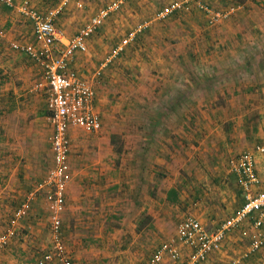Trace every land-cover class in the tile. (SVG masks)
Returning a JSON list of instances; mask_svg holds the SVG:
<instances>
[{"label":"crops","instance_id":"obj_1","mask_svg":"<svg viewBox=\"0 0 264 264\" xmlns=\"http://www.w3.org/2000/svg\"><path fill=\"white\" fill-rule=\"evenodd\" d=\"M13 1V7L0 4V233L27 200L30 209L17 226V236L0 252V264H36L49 246L47 189L37 186L52 168V127L44 91L35 88L43 79L40 65L11 47L15 43L39 48L31 22L19 12L25 0ZM26 1L42 14L68 1L54 19L64 34L58 45L63 48L117 0ZM137 1L123 2L115 15L110 12L87 40V50L76 52L68 65L92 88L101 120L97 133L75 127L68 131L72 178L65 191L62 233L72 264H149L187 216L215 230L244 202L239 178L229 168V161L243 152L256 161L260 184L255 191H264V154L257 151L264 145V0L256 2L259 10L247 2L233 19L220 21L217 37L206 33L202 22L184 19L193 31L182 39L184 45L158 56L148 80L141 76L135 87H125L123 70L113 68L114 61L104 65L111 52L103 43L129 30L132 20L120 11L130 16L126 10L143 9ZM158 25L150 24L143 34L157 37L152 27ZM214 41L223 48L192 50L194 43L212 46ZM116 99L124 101L115 112L118 116L109 118ZM130 103L135 110L128 117L122 108ZM127 123H133L134 132L125 129ZM116 135L124 139L118 150ZM115 153L132 154L133 159L111 164ZM126 170L131 178H123ZM112 191L119 194L109 195ZM114 215L115 227L110 225ZM97 223L101 241L93 229ZM250 226L247 222L229 233L222 249L202 264H264V247L243 257ZM95 241H100L97 247L91 244ZM180 251L184 258L190 253L183 246ZM159 264L180 263L165 256Z\"/></svg>","mask_w":264,"mask_h":264},{"label":"built area","instance_id":"obj_2","mask_svg":"<svg viewBox=\"0 0 264 264\" xmlns=\"http://www.w3.org/2000/svg\"><path fill=\"white\" fill-rule=\"evenodd\" d=\"M128 0H117L111 7L102 10L89 24L81 29L75 37L63 44L64 34L55 27L54 19L66 6H61L45 14L30 7L28 1H23L19 12L28 19L33 27V33L38 50L31 45L19 46L15 43L11 47L24 52L30 59L40 65L43 79L35 88L44 91L49 122L52 127L50 147L52 151V168L46 178L37 186V190L47 189L45 201L47 204L49 232V246L36 261V264H72L66 252V245L62 233V216L65 211V191L72 175L69 166L70 128H78L86 133H97L101 129V120L93 101L94 92L86 81L68 69L69 62L76 52L87 50V40L99 28L110 12ZM249 1V0H245ZM13 0H0V4L13 7ZM195 6L202 11L207 24L212 26L230 18L242 8V5L228 9L212 10L205 4V0H179L171 3L156 15L158 21H164L176 13L188 12ZM149 23H142L136 27L130 37L116 46L104 61V65L111 63L131 42L136 34L148 28ZM98 76V73L96 74ZM260 154H264V145L257 147ZM229 168L239 178V185L243 193V204L230 217L225 219L213 231L205 229L195 218L187 216L178 225L174 238L162 244L151 257L149 264H159L165 256L180 264H202L209 255L222 249L225 237L245 223L250 222L249 249L243 254L258 252L264 247V191L255 189L260 184L256 171V161L251 153L243 152L229 161ZM31 197V195H30ZM29 201L23 203L14 213L9 225L0 233V252L17 236L19 222L28 215ZM180 246L190 249L185 258Z\"/></svg>","mask_w":264,"mask_h":264},{"label":"rangeland","instance_id":"obj_3","mask_svg":"<svg viewBox=\"0 0 264 264\" xmlns=\"http://www.w3.org/2000/svg\"><path fill=\"white\" fill-rule=\"evenodd\" d=\"M128 1H130V0H128ZM175 1H179V0H161V1H158V0H156V1H154V0H138L137 3L139 2L140 3L139 6H141L143 9L134 10V11L126 10L128 12V14H130V16L129 15L127 16V14H124L120 11V14H122L123 17H128V19L130 18L132 20V24H130L129 30L124 31L123 34L118 36L120 41L123 39V37H126L127 35H129L134 28L136 29V27L138 25H140L141 23H143L144 21H147V22L149 21L151 25L153 24V26L156 24H159L157 27H152V29L153 28L156 29V35H158L157 37L156 36L153 37L152 35L150 36L147 33H146L147 35L143 34L145 31H147L148 28L145 29L143 32L136 34L135 38L127 44V47L124 48L123 52L116 59L113 60L116 63L115 65H113V68L123 70V72L121 74V78H123L122 82H124V79L127 80L125 87H135L136 84L140 81L139 78L141 76H142V79L148 80V74H150L152 72V69L150 70L149 67L152 68L153 65H156V60H157L158 56H162L163 52H167L170 50L176 51V49H178L180 44L184 45V42L186 41L187 35L189 33H193L192 29L186 28L184 19L188 20L189 18H192V20L195 21L196 23L202 22L203 26L201 28L206 29L207 30L206 33H208L210 35L213 34V36H215V37L220 35L221 31L219 28H221V27H219V26L221 24L217 23V24L212 25V26L208 25L207 19L204 16V14L202 13V11L199 10L197 7H196L197 9H195L194 8L195 6H193V8L195 10H192L191 12L188 11V12L176 13L164 21H158L156 19V15L160 11H162L165 7L169 6L171 3L175 2ZM257 1L258 0H249V1H245V0H223L222 1V0H219L218 4H215V3L211 4L209 2V0H205V4L208 5L212 10H221V9L224 10V9H228L232 6H237L238 4H240L244 8V9L241 8L240 10L243 11L247 8V7L245 8V4L248 2V3H251L253 5L255 4V9L259 10V7L257 6V3H256ZM117 13H119L118 10H117V12L115 11L114 15ZM193 13H197V14L195 15ZM199 14H200V16H199ZM237 14H239V13L236 12L230 18L233 19ZM198 18H201L202 20L201 19L199 20ZM150 24L148 25V27L150 26ZM183 28H186L185 32L183 31ZM141 34H143V35H141ZM130 35L128 37H130ZM139 35H141V36H139ZM120 37H122V38H120ZM119 39H116L114 42L111 41L110 43H103L107 47L106 48L107 53L111 52L113 50L112 48L120 42V41H118ZM182 39L185 41L182 42ZM222 48L223 47L221 46V44H219L218 41H214L212 46H209V45H205V46L202 45L201 46V44H196V43H194L192 45V50H198L200 52H203L205 50H209V51L220 50ZM202 55L207 56L206 54L205 55L202 54ZM113 61L111 62V64L113 63ZM194 61H192V64L196 63ZM197 61L200 62L199 59H197ZM145 69L150 70V72L145 73L144 72ZM127 92H129V91H127ZM115 101H116V103H114L112 109L109 111V113H110L109 118L114 117V116H118V114L115 112L119 110V105H121L124 100H120L121 101L120 103H118L117 99ZM134 110H135L134 109V103H130V105L127 106L126 108H122V111H126L125 115H127L128 117L130 115H133ZM107 124H108V126H110L111 124H117L118 125V122L117 123H111V124L108 122ZM125 129H127L128 132H134L133 123H127V126H125ZM114 130H116V129H114ZM114 141L116 144V146H115L116 150H118V146L122 147V145L124 144V139H121L118 135L114 136ZM111 157H112V160H111L112 163L111 164H113L115 162H119V163H123V164L125 162L129 163V161H126V159L127 158L133 159L132 154L126 155V154H122V153H119V154L115 153ZM89 161H91V160H89ZM96 161H100V160H96ZM104 162H106V164L109 165V162L107 159ZM49 166H52V158H51V162H50ZM127 172H128L127 170H126V172L125 171L122 172L124 179H126V178L128 179V178L132 177V175H130V174L128 175ZM107 175L108 174H106V176ZM112 175L109 173V176H112ZM129 191H126L127 195H128ZM100 192L103 193L104 197H106L103 189L100 190ZM112 194L118 195L119 192L118 191H115V192L112 191L109 195H112ZM100 196H102V195H100ZM101 202L104 205V202L103 201H101ZM126 208L128 210L129 206L127 205ZM111 220L112 221L110 222V225L115 227L114 225L118 224V216H116V215L112 216ZM103 227H104V218H103ZM4 228H5V226H4ZM100 228H101V226L98 223L95 224V228H93L97 232L98 236L100 235V232H98V231H100ZM103 230H104V228H103ZM94 235H92V236L94 237ZM174 236H173V238H174ZM99 239L101 241L100 236L98 237V240ZM99 242L95 241V242H91V244H93L94 246L97 247ZM223 253H226V252H223ZM224 255L232 257V255H230L229 253H226ZM176 263H179V262H176ZM223 263L224 262H222L220 264H223ZM224 264H226V263H224Z\"/></svg>","mask_w":264,"mask_h":264}]
</instances>
